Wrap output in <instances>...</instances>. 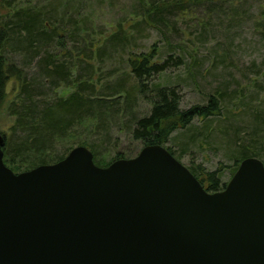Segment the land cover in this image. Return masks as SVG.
Here are the masks:
<instances>
[{
	"label": "water",
	"instance_id": "1",
	"mask_svg": "<svg viewBox=\"0 0 264 264\" xmlns=\"http://www.w3.org/2000/svg\"><path fill=\"white\" fill-rule=\"evenodd\" d=\"M4 144L0 133V264H264L256 157L208 192L161 144L105 167L78 145L18 173Z\"/></svg>",
	"mask_w": 264,
	"mask_h": 264
},
{
	"label": "rangeland",
	"instance_id": "2",
	"mask_svg": "<svg viewBox=\"0 0 264 264\" xmlns=\"http://www.w3.org/2000/svg\"><path fill=\"white\" fill-rule=\"evenodd\" d=\"M141 1L0 0V25L7 29L16 21V14L24 10L44 16L51 28L58 29L64 49L55 42L43 45L54 52L62 50L69 62L82 57V66L91 64L90 70L84 67L77 70L73 66V72L78 75V82L86 79L89 85H94L95 95L101 94L105 84H113L124 70L127 53L124 50L145 52L156 43V57L160 61L169 53L173 58L182 56L183 65L171 66L155 81L178 89L182 109L203 105L208 94L221 91L225 110L220 117L206 121L195 118L190 126L174 131L165 147L187 168L201 166L206 171L219 168L221 180L227 184L233 167L228 155L236 147L243 142L260 143L264 149V0L192 1L191 5L167 13L171 19L167 36L150 26L139 36L133 31L129 39L119 35L113 45L115 49L105 50L102 60L96 61L95 49L119 26L127 28L136 19L133 14L140 11ZM8 34L10 42H20L16 51L24 52V39L14 30ZM134 37L136 45L132 44ZM125 41L131 42L129 49H121ZM43 50L44 47L32 50L26 60L19 53H6L9 62L33 82L31 100L37 109L56 99V87L38 81L36 64ZM18 89L19 81L8 79L6 98L0 106V132L10 139L14 136L12 107L16 106ZM110 100H114L113 96ZM148 108L142 98L131 106L117 103L112 111L105 112L102 122L83 109L84 115L56 136L51 152L61 155L69 148L66 156L73 147L83 145L105 163H110L116 154L134 156L142 147L130 139L129 121L133 116L146 114ZM18 136L19 132L14 137Z\"/></svg>",
	"mask_w": 264,
	"mask_h": 264
},
{
	"label": "trees",
	"instance_id": "3",
	"mask_svg": "<svg viewBox=\"0 0 264 264\" xmlns=\"http://www.w3.org/2000/svg\"><path fill=\"white\" fill-rule=\"evenodd\" d=\"M192 1L197 2V0H142L140 11L137 10L133 14L136 19L132 20L127 28L119 26L100 47L95 49L96 61L102 60L101 57L105 50L109 52V50L115 49L113 45L119 35L129 39L132 37L133 31L139 36L147 26H150L156 28L160 34L167 36L171 21L167 18V13L178 9L176 7L191 5ZM212 1L225 2L228 0ZM16 16V21L7 28L8 30L0 25V106L4 104L6 98L5 89L8 79L14 78L19 81V89L14 103L16 106L12 107L15 119L11 134L15 136L19 132L20 136L18 139L14 136L10 139V136H5L0 132L5 137L3 161L15 173L29 170L40 164L54 163L64 158V154L69 148H66L61 155L54 154L51 152L52 143L57 135L65 132L73 124L75 119H80L84 115L82 114L83 109L88 114L95 115L98 122H102L105 120V118L103 119L105 112L109 113L115 104L131 106L140 98L146 100L149 105L147 113L133 116L129 121L130 139L139 142L141 147L150 144L165 146L174 131L190 126L195 118L206 121L208 118L220 117L224 114L225 107L221 91H217L216 94H208L203 105L182 109L180 104L182 98L178 89L155 81L156 76L171 66L183 65L182 56L173 58L170 53L163 61H160L158 56L156 57V43L152 44L150 50L145 52L124 50L123 52H127L124 70L113 84H105L101 88V94L95 95L94 85H89L86 79L78 82V75L73 72V66L77 70L80 67L90 70L93 69L91 64L82 66V57H77L69 62L65 53L61 52L62 50L54 52L56 50L53 48L52 50L46 48L55 42L64 49V42L58 29L51 28L46 23L47 20H44L45 17L39 13L24 10L18 12ZM8 24H4V26L7 27ZM10 30H14L16 35L24 39L23 42L26 43L24 52L16 51L15 47H18L20 42H10L8 34ZM129 44L131 42L125 41L121 49H129ZM132 44L136 45L135 37ZM42 47H44V53L36 64L38 81L43 85L47 83L51 88L56 87V99L50 105L37 109L31 100L33 82L23 74L21 69L9 62L6 53H19L20 57L26 60L32 55L30 54L32 50ZM60 89H63L61 92H66L68 95L61 97ZM97 96L98 98H96ZM110 96H113L114 100H110ZM93 107H96L95 110ZM167 150L171 152L169 148ZM129 157L132 155L116 154L112 160ZM248 157H256L264 161L262 145L243 142L236 147L228 155L229 161L232 162L230 166H233L230 175L236 171L239 162ZM93 160L100 167L109 164L97 160L95 153ZM188 169L208 192L221 191L226 185L221 180L219 168L206 171L201 166H191Z\"/></svg>",
	"mask_w": 264,
	"mask_h": 264
}]
</instances>
